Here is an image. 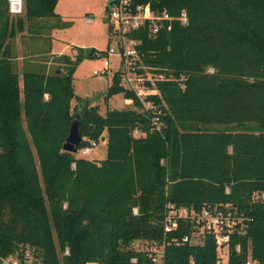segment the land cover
Returning <instances> with one entry per match:
<instances>
[{
	"label": "trees",
	"instance_id": "1",
	"mask_svg": "<svg viewBox=\"0 0 264 264\" xmlns=\"http://www.w3.org/2000/svg\"><path fill=\"white\" fill-rule=\"evenodd\" d=\"M58 1L24 0V15L13 16L0 0V256L26 247L38 264H149L137 241L189 232L181 221L163 233L173 204L228 206L243 228L229 238L228 264H264V202L253 201L264 193V0H133L171 16L184 11L188 23L154 37L133 33L142 66L163 80L145 109L114 73L105 99L122 93L132 104L103 115L75 96L73 73L104 50L60 56V73L27 70L20 86L12 41L25 30L36 35ZM75 119L78 150L104 137L105 159L62 150ZM209 125L226 127L202 129ZM164 251V264L217 261L208 234L201 245Z\"/></svg>",
	"mask_w": 264,
	"mask_h": 264
},
{
	"label": "built area",
	"instance_id": "2",
	"mask_svg": "<svg viewBox=\"0 0 264 264\" xmlns=\"http://www.w3.org/2000/svg\"><path fill=\"white\" fill-rule=\"evenodd\" d=\"M9 13L13 16L23 13L24 0H7ZM111 5L107 8L108 21V47L103 54L96 53L97 58L103 59V68L94 70L93 75H107L118 72L121 78V85L124 89L135 93L136 97L142 102L145 109H151V104L145 101L149 95L157 93L154 87L156 81L163 80L162 76L152 74L141 64V53L138 49L140 40L133 37V33L147 29L150 36L154 37L163 31H170L172 22H178L185 26L188 23L186 12L182 11L177 16H171L168 12H156L147 5H135L133 0H111ZM92 24L91 19L86 20ZM117 59V69L110 71L109 59ZM152 87H146V84ZM131 103L132 101L129 100ZM78 150L77 153L88 155L95 147ZM261 200L264 202V193L255 194L253 201ZM136 214V210H134ZM181 221L189 223L188 234L181 238H172L167 241L166 238L161 242H136L135 248L145 252L149 259V264H164V250L168 244L183 245H201L199 239L208 234L215 238L217 261L216 264H228L229 257V238L232 234L241 233L242 220L237 213L228 206H205L200 211L189 210L185 207H176L173 204L166 205L163 216V233L169 234L175 232ZM239 251V247L236 248ZM15 256L1 257L0 264H20ZM25 260V259H24ZM135 262V260H133ZM244 264H257L250 258Z\"/></svg>",
	"mask_w": 264,
	"mask_h": 264
},
{
	"label": "rangeland",
	"instance_id": "3",
	"mask_svg": "<svg viewBox=\"0 0 264 264\" xmlns=\"http://www.w3.org/2000/svg\"><path fill=\"white\" fill-rule=\"evenodd\" d=\"M110 2L111 0H59L55 8L56 16L39 20L31 29L36 35L29 34L25 30L24 37L17 34L15 43L12 41L19 75L30 69L39 72L46 67L48 73H53L58 68L61 72L65 69L63 63L58 61L60 56L69 57L74 61L76 56L85 55L92 49L105 50L108 47L109 33L106 9ZM20 15L23 16L24 13ZM87 19H91L93 23H87ZM17 43L19 46L15 47ZM102 60L97 57L82 58L73 73V88L77 97L88 102L87 104L90 102L88 107L97 105L103 115L107 110L123 109L124 96L119 93L108 100L105 99L106 91L111 84V73L93 75L94 70L103 68ZM109 61L110 71L114 72L117 69V59L111 58ZM225 127L209 125L202 129L221 131ZM105 150V146L99 141L88 155L82 156L81 153H77L75 156L94 160L102 157ZM199 244H202L201 238ZM14 255L19 259L20 264H38V252L34 254L26 247L24 249L20 247Z\"/></svg>",
	"mask_w": 264,
	"mask_h": 264
},
{
	"label": "water",
	"instance_id": "4",
	"mask_svg": "<svg viewBox=\"0 0 264 264\" xmlns=\"http://www.w3.org/2000/svg\"><path fill=\"white\" fill-rule=\"evenodd\" d=\"M111 5V3H109ZM57 73H60V71H57ZM82 140L81 132L79 129V122L77 119L71 122L68 136L66 138V141L62 147L63 151L72 153V154H77L78 152V146ZM101 142L105 141V138L102 137L100 139Z\"/></svg>",
	"mask_w": 264,
	"mask_h": 264
},
{
	"label": "crops",
	"instance_id": "5",
	"mask_svg": "<svg viewBox=\"0 0 264 264\" xmlns=\"http://www.w3.org/2000/svg\"><path fill=\"white\" fill-rule=\"evenodd\" d=\"M57 6V5H56ZM56 8V7H55ZM18 34H20L22 37L24 36V32L23 33H18ZM20 36V37H21ZM17 39V38H16ZM22 40H24V38L22 39ZM14 43H15V39H14ZM17 45H18V43L16 44V46L15 47H17ZM19 46V45H18ZM13 51H15V48H14V45H13ZM15 54V53H14ZM46 72H48L47 70H48V68L46 67ZM23 74V73H22ZM22 74H21V76L19 75V77H20V79H21V77H22ZM76 96V95H75ZM77 97V96H76ZM79 98V97H78ZM123 103H124V106L125 105H131V104H129L130 103V101L129 100H127V99H124L123 100ZM75 104V101H73L72 102V105H74ZM104 146H105V149H106V141H104V142H101ZM95 148V147H94ZM92 151V150H91ZM106 157V150H105V153L104 154H102V157H98V159H94V161L96 160V161H101V160H103L104 158Z\"/></svg>",
	"mask_w": 264,
	"mask_h": 264
}]
</instances>
